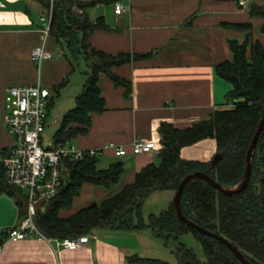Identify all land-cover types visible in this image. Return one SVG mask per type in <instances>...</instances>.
<instances>
[{"label":"crops","instance_id":"obj_1","mask_svg":"<svg viewBox=\"0 0 264 264\" xmlns=\"http://www.w3.org/2000/svg\"><path fill=\"white\" fill-rule=\"evenodd\" d=\"M78 1L83 4L95 2L85 8L87 18L91 22L104 18L109 28L90 34L87 41L92 48L110 55L150 54L145 59L112 69L113 74L129 82L127 95L126 88L115 87L110 79L100 75L98 85L104 111L93 114L86 133L79 134L71 142L80 149L110 144L125 148L123 157L116 156L109 148L97 158L100 170L117 163L123 166L114 183L120 181V184L112 195L156 160L153 152L132 154L130 144L135 139L152 143L153 151L157 152L162 123L186 129L228 106L226 94L231 87L216 74L215 66L231 60V40L242 43L245 39L246 32L231 25L251 23L252 40H259L264 46V36L255 33L259 31L261 19L249 15L252 1L260 4V0ZM116 3L123 5L121 14L114 12ZM45 14L46 9L38 0H0L1 150L14 145V138L4 125L7 87L39 83L51 92L53 105L44 133L50 125H54V131L48 138L43 133L41 138L43 146H48L62 117L75 107L76 97L85 82L79 67L72 70L64 49L50 35L44 48L52 58L43 60L39 67L34 64L32 51L41 45L44 25L40 19ZM63 79L67 82L56 97L53 89ZM180 154L185 160L210 162L216 154V141L202 140L182 148ZM90 185L83 184L79 194L92 192L100 196L103 193L100 189L103 187L92 189ZM159 193L163 194L166 204L172 202V192ZM79 194L73 202L80 199ZM79 209L65 213L71 215ZM19 221L16 200L0 193V244L4 231L16 227ZM147 233L146 230L139 233L96 232L95 238L85 247L67 249H57L45 240L35 238L5 242L1 247L0 264H128L126 257L142 256L145 250L153 248L151 245L156 238L151 232Z\"/></svg>","mask_w":264,"mask_h":264},{"label":"trees","instance_id":"obj_2","mask_svg":"<svg viewBox=\"0 0 264 264\" xmlns=\"http://www.w3.org/2000/svg\"><path fill=\"white\" fill-rule=\"evenodd\" d=\"M38 1L49 10L50 0ZM94 3L52 2L49 35L64 49L72 70L79 60H83L86 67L85 82L76 97L75 107L62 117L59 129L51 136L53 146L72 142L79 134L86 133L91 116L104 111L98 85L101 74L115 87L126 88L127 95L129 82L113 74L112 69L150 55H110L92 48L87 41L90 34L109 29L104 18L95 22L87 18L85 8ZM249 15L261 19L259 32L264 36V0H260V4L252 1ZM231 26L246 32L245 39L242 43L229 42L231 60L216 65L215 71L231 85L226 100L232 102L233 107L217 110L207 120L186 129L162 123L157 151L159 163L148 164L116 193L71 215L65 212L71 208L83 184L110 188L119 179L123 166L117 163L100 170L97 157L67 162L70 174L62 181L59 194L45 212H38L35 218L37 228L45 237L65 239L96 232L139 233L148 229L164 246L172 249L178 264H198L194 252L180 242L181 236L189 233L200 243L205 264H242L224 244L180 221L172 202L158 214L143 216V206L153 193L176 192L182 180L196 172L206 174L225 189L240 185L245 177L247 150L263 117L264 46L259 40H252L251 23ZM66 82L63 79L53 89L56 97ZM50 99L46 106L47 116L53 105ZM209 138L216 141V160L201 162L181 157L182 148ZM0 193L16 200L18 215L22 218L26 211L25 195L6 184L1 170ZM179 205L188 221L225 238L250 264H264V126L251 155V174L243 191L225 195L205 180L193 178L185 184ZM126 261L128 264H169L137 254L126 257Z\"/></svg>","mask_w":264,"mask_h":264},{"label":"built area","instance_id":"obj_3","mask_svg":"<svg viewBox=\"0 0 264 264\" xmlns=\"http://www.w3.org/2000/svg\"><path fill=\"white\" fill-rule=\"evenodd\" d=\"M50 2L49 10L40 19L44 25L41 29V45L32 51V60L37 67L43 60L52 58L44 48L50 33L53 0ZM123 10L121 3L115 4V14H121ZM50 97L51 92L39 83L9 86L5 90L4 125L13 136L14 145L8 149H0V170L9 187L24 193L26 211L16 227L4 231L0 252L5 242L34 238L45 240L57 249L85 247L95 238L93 235L47 238L37 228L35 218L38 212H45L48 204L59 194L62 181L70 174L67 162L98 158L109 148L118 157L126 155L124 147L113 144L94 149H80L71 142L43 146L41 138L47 124L46 106ZM228 107H233V103L229 102ZM130 147L134 155L150 153L155 149L152 143L140 139H135Z\"/></svg>","mask_w":264,"mask_h":264},{"label":"rangeland","instance_id":"obj_4","mask_svg":"<svg viewBox=\"0 0 264 264\" xmlns=\"http://www.w3.org/2000/svg\"><path fill=\"white\" fill-rule=\"evenodd\" d=\"M51 5V2H50ZM257 35H261L259 33V31L255 32ZM79 67L80 71L79 74L83 75V72L86 70L85 64L83 62V60H79L77 62V67L76 69ZM231 87V85H230ZM226 108H229L228 106H226ZM54 131V125H50L48 132L44 133V136L46 138H48V135L51 133H53ZM156 160L154 161V164H158L159 163V158L157 155L156 151H152ZM120 181H118V183L115 185L113 184L110 188H100L103 193L100 196H95L92 192H84L83 195H81V193L79 194L80 199H75V201L72 203V206L69 210H76L78 208H83L87 205H90L93 202H99L102 199L109 197V195H111L112 191L114 190V188L119 186ZM90 187L93 188H97V186L94 185H90ZM162 192V191H161ZM89 193V194H87ZM114 193V192H113ZM173 192V196H174ZM108 195V196H107ZM87 199V200H86ZM85 203V204H84ZM167 201L166 199L163 198V194L159 193V192H155L153 193V195H151L147 201L145 202L144 206H143V216L144 218H146L149 214H158L161 211L165 210L168 208L169 204H166ZM171 203V202H170ZM67 212V213H68ZM147 232H151L150 230L146 229ZM147 233V234H149ZM93 235V234H91ZM146 241H148L147 238H145ZM153 244L151 245L153 248L150 250H145V252H143L141 255V257H148V258H155V259H160L163 261L168 262L169 264H178L177 262V258L175 256V254L172 252V249L169 247L164 246L163 241L159 240V239H153ZM180 242L184 243L189 249H191L194 254L196 255L199 263L198 264H205L206 261V257L203 254V250L202 247L200 245V243L192 236V234H184L181 236L180 238ZM242 254V253H241Z\"/></svg>","mask_w":264,"mask_h":264},{"label":"water","instance_id":"obj_5","mask_svg":"<svg viewBox=\"0 0 264 264\" xmlns=\"http://www.w3.org/2000/svg\"><path fill=\"white\" fill-rule=\"evenodd\" d=\"M263 126H264V110H263V117L259 123V126L254 134V137L251 141V144L247 150V155H246V161H247V165H246V172H245V177L243 179V181L241 182L240 185L232 188V189H225V188H222L219 184H217L214 180H212L210 177H208L206 174L204 173H200V172H196L194 174H191L187 177H185L182 182L180 183V185L178 186L174 196H173V199H172V204L176 210V215L178 217V219L188 225H190L192 228H194L196 231H198L200 234L202 235H206V236H209V237H212L216 240H218L220 243L224 244L233 254L234 256L242 263V264H250L249 261H247L244 256L241 254V252L236 248L234 247L230 242H228L225 238H223L222 236L218 235V234H215V233H212L190 221H188L181 213V210H180V197H181V193H182V190L185 186V184L190 181L191 179L193 178H201L203 180H205L208 184H210L213 188H215L216 190L220 191L221 193L225 194V195H233L235 193H238V192H241L245 189V187L247 186V182L250 178V174H251V155H252V152L253 150L255 149L256 147V143H257V140H258V137L263 129ZM216 156H214L213 160H216Z\"/></svg>","mask_w":264,"mask_h":264}]
</instances>
